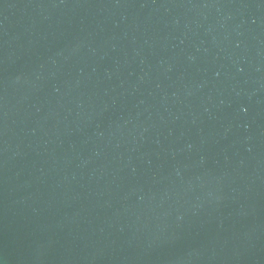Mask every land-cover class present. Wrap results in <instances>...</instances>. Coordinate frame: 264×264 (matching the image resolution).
Returning <instances> with one entry per match:
<instances>
[{
  "label": "water",
  "instance_id": "water-1",
  "mask_svg": "<svg viewBox=\"0 0 264 264\" xmlns=\"http://www.w3.org/2000/svg\"><path fill=\"white\" fill-rule=\"evenodd\" d=\"M0 264H264V0H0Z\"/></svg>",
  "mask_w": 264,
  "mask_h": 264
}]
</instances>
